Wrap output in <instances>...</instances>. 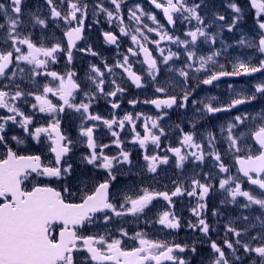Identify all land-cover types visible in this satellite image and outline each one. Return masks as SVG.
Returning a JSON list of instances; mask_svg holds the SVG:
<instances>
[{
    "label": "snow or ice",
    "instance_id": "6c2138e0",
    "mask_svg": "<svg viewBox=\"0 0 264 264\" xmlns=\"http://www.w3.org/2000/svg\"><path fill=\"white\" fill-rule=\"evenodd\" d=\"M48 6V16L42 18L40 15L29 12V21L33 28L39 26L43 32L49 27V21L56 23L63 22L65 31L63 36L67 38V43L58 40L52 43L48 37L41 36L34 38L31 31L24 34L21 30L26 22L22 19L24 15V0H10L9 4L0 3V16L4 22L0 23V32L5 37L4 48H0V109H6L7 114L0 115V146L6 148L3 156H0V264H188V261L177 255L183 253L188 248L167 241H157L148 238L144 231L135 232L131 239L137 241V246L126 248L124 246L125 237L129 236L126 228L116 229L119 236L108 231V225L112 224L116 218L132 217L139 220L143 214L147 216V210L153 202L162 197L169 205L172 204V197H176L185 192L180 186L169 192H158L143 185H132L113 194L114 184L117 182V166L131 165V153L123 148V141L119 138V131L125 125H130L134 133L133 143L141 148H146L149 143L160 146L161 137L165 135V129L161 127L164 113L153 118L144 116L141 113H125L122 117L115 114L111 119H106L99 114H93L91 109L98 97L109 98L112 109H118L120 104L114 99L118 93L124 92V88L112 79L106 83V75H113L116 69L121 70V77H127L137 88L144 86V77L134 70L130 57L143 55L142 63L147 65L146 76L150 78L155 86V93L161 94L151 100H145L155 106L156 109H170L173 106L186 108L189 103L191 92L185 89L182 95L169 94V87L159 83L160 67L156 57L153 56V49L147 44H155L160 52V57L164 64L179 57L180 52H172L160 48L161 41H171L183 46L184 54L188 63L179 69V76L185 81L189 78V70L196 72H208V65L215 64V58L221 55L220 50L212 52L207 56L197 57L195 45L200 38L204 43L216 44L218 33H212L209 29L212 25L220 22L221 30L227 29L232 32L239 19L242 9L236 2L229 3L233 17L231 22L218 12H213L211 24L206 23L207 15H202V10L208 7L205 0L189 3V0H150L155 9L163 13L167 24L175 28L178 20L189 24L184 32V39L169 33V30L157 20L153 13L146 12L140 4L128 9L129 21H135L136 26L131 31L124 25V16L121 13L122 0H110L114 10H109L103 4L96 5L99 12L106 14L109 23L113 20L119 21V33L130 36L135 47H129L127 54H123L122 59H118L115 65H109L107 61L102 64H91L87 78L83 81L75 71L57 72L51 70L50 65L57 62V56L61 53L66 55L67 62L71 64L73 60V49L77 47L76 42L82 39L84 32L85 18L88 14V5L82 0H58L62 5H66V11L59 10L54 0H44ZM250 7L255 9L257 18L258 34L252 42L243 38L239 44H247L250 48H255L264 56V0H250ZM153 22L154 26L144 22V19ZM195 21V25H192ZM99 23V21H97ZM155 32L159 39L150 40L149 34ZM104 37L108 43L117 44L118 36L113 32H105ZM10 42V44L8 43ZM191 49V50H189ZM92 56H98L91 49H79ZM20 62H24L27 68L29 79L36 80L43 78L47 82L36 91H25L21 88L23 77L26 74V67H21ZM224 69V65L219 66ZM264 72V59H259L258 63H252L251 58L237 59L232 64V71L220 70L210 72L207 78L203 79L204 85H212L221 77L228 76H250L254 73ZM20 75V83L16 82L17 74ZM8 83H4V81ZM112 86L111 91H105L106 86ZM231 88L232 86L229 85ZM257 94L264 96V82L254 85V91L249 95L239 93L235 98L219 106H214L212 102L203 103V108H198V112H203L208 117L216 113L231 112L239 105L248 104L257 99ZM77 96L81 99L76 102ZM33 97L31 103L32 114H25L21 110L18 102L28 103L27 98ZM52 97L58 98L56 102ZM215 100V98H211ZM129 104L136 105L138 100H130ZM193 104L197 101L193 100ZM66 110L78 113L81 119L78 139L84 143L89 150L83 156L87 164L96 169H103L105 178L96 183L90 190L84 185V194L80 202H71L70 198L75 195L68 186L62 190L55 187L41 184H33L28 189L24 182L32 173L39 176L69 177L72 173V165L67 164L65 158L75 147L76 141L70 138L61 127V114ZM46 113L51 119L44 125L32 127L36 113ZM143 119V134L136 131L137 120ZM251 124L249 126V122ZM11 124H19L28 137L36 143L48 141V150L54 154V161L44 165L40 155H22L8 146L6 140V128ZM101 122L111 132L114 138L113 143L119 149L116 155H108L105 149L108 144H98L95 131L97 124ZM91 126H88V125ZM179 128V125H177ZM246 127V132H240L239 128ZM196 125L192 130L184 131L179 128L181 138L179 146L167 149L176 160L177 167H183L184 162L190 157L195 161L203 162L205 157H211L219 173L228 174L219 180V188L226 190L232 202H237V197H243L246 203L244 208L252 205L259 206L261 216L256 220L264 225V112L257 116H250L248 113H240L231 118L226 126H221L220 133L227 141L228 152L234 159V166L237 173L242 175H231V168L225 163L222 154L217 150V136L213 131H208L200 142H197ZM18 144L24 143L16 136L11 138ZM206 141V143H205ZM205 147L209 151L205 152ZM186 149H195L188 152ZM168 155L152 154L144 155L147 162V171L156 173L160 165L169 163ZM66 164V166H65ZM130 171V169H129ZM206 179H212L211 174H205ZM247 182L254 190H245L243 183ZM213 185L201 183L200 180H192V190L187 191L188 196H197L201 203L192 208L193 214L197 217V223L189 222L188 227L199 229L204 235L210 231V225L202 215L205 204L202 202L209 194ZM67 193V196L65 195ZM223 202V201H222ZM98 218L102 225H98ZM248 221L249 217H241ZM145 223H153L167 229H179L181 227L180 218L174 211L165 210L156 215L154 220L146 219ZM87 225L103 226L105 234L96 233L84 235L80 231ZM236 237L235 241L225 239L224 246L231 250L235 259L239 261L240 256L236 253L242 249L245 254H255L258 264H264V231L251 236L248 242H244V236L248 229H238L229 225L226 230ZM211 249L216 254L212 264H231L226 255L224 247L215 241L211 242ZM191 251L195 252L193 245Z\"/></svg>",
    "mask_w": 264,
    "mask_h": 264
},
{
    "label": "flooded vegetation",
    "instance_id": "af4514ba",
    "mask_svg": "<svg viewBox=\"0 0 264 264\" xmlns=\"http://www.w3.org/2000/svg\"><path fill=\"white\" fill-rule=\"evenodd\" d=\"M140 2L143 6L149 8L153 12L157 10L154 6L149 4L150 0H140ZM0 3L9 4L10 0H0ZM54 3L62 12L67 10L66 5L60 4L58 0H54ZM82 3L88 5V14L85 18L82 39L76 42L77 47L73 49V60L71 64L67 62L66 55L61 53L57 56V62L50 65L51 70L61 73L68 70L75 71L80 77L81 81L87 78L89 66L91 64L100 65L102 62L107 61L110 66L115 65L118 59H122L123 54H127V49L129 47H135L132 41H128V36H124L119 33V21L113 20V22L109 23L106 14L98 11L96 7L98 4H103L104 7L109 9L111 5L110 0H82ZM127 11L126 4H123L121 7V13L124 16V25L131 26V21L128 19ZM23 12L24 15L22 16V19L26 22V24L21 31L24 32V34H27L28 31H31L34 38H40L43 35L48 37L52 43H55L61 39L65 44L67 43V38L63 36V31H65L63 22H59V26H57L56 23L49 21V27L43 32L39 26L33 28L32 25L28 23L30 19L28 16L29 12H34L40 15L42 18L48 16L49 9L44 0H24ZM97 21H99V23H97ZM3 22V17L0 16V23ZM105 32H113L116 34L118 36L117 44L108 43L104 37ZM8 43L10 44V42ZM6 46L5 37L3 33L0 32V48H4ZM147 46L151 49V44H147ZM88 47H91V49L99 55L92 56L87 52L79 51V49H85ZM130 62L133 64L134 70L143 76V72L146 70V67H144L142 63L141 55L138 57H130ZM20 65L21 67H26V74L23 77V83H20V75L18 73L16 82L20 83L21 88H23L25 91H36L39 87H42V85L47 82L43 78H37L36 80L29 79V76L27 75V68L30 66H25L24 62H20ZM105 79L106 83L112 79H116L117 83L124 88V92L118 93L117 97L115 98H110L114 99L120 104L118 109L111 108L109 98H97L95 101L96 108L102 113L103 118L111 119L113 114L122 117L125 113H141L144 116H151L155 118L161 113V111L166 113L163 120L160 122L161 127L165 129V135L161 137V143L159 147L149 143L146 148H141L138 144L133 143L132 141L134 133L132 132L130 125L126 124L122 131L118 128L115 129L120 133L119 138L121 141H123L124 150L131 153L132 164L124 165L123 167L117 166L118 180L114 184L113 194L118 196L120 191H123L126 188H131L133 184L137 186L143 185L144 187H150L152 190L158 192L166 191L171 193L175 190L176 186H180L185 190L183 194L172 197L171 205H169L167 201L163 200L162 197L157 198L153 202V205L150 206V210H147V216L142 214L139 220H135V225L130 224L129 227V223L125 219L126 217L116 218L112 224L107 226L108 231H111L114 235L119 236V233L116 232V229L120 227L126 228L129 232V236L123 238L124 246L126 248L137 246L138 242L131 239L132 235L137 231H144L148 234V238L159 241L161 232L158 228L162 226L158 224L153 225L152 223L151 225L154 226L152 227L149 224H144L143 220H154L156 215L160 212L171 210L174 211L175 214L180 218L181 227L174 230L162 227V229L166 231L163 235L167 237L166 239H162V241H167L169 244L176 243L186 245L183 238L199 234L201 232L199 229L188 227V223L190 221H192L193 224L197 223V217L192 215V208L196 207L198 203H201L197 196L190 197L186 194L187 191L192 190V180L194 179L200 180L201 183H210L213 185V188L210 190L209 194L202 201L205 204L202 215L210 225V231L207 235H213V229L216 225H221L222 229L227 230L229 227L227 224L234 223L233 221H230V217L233 220H238V211L240 208L232 205L230 196H228V193L225 192L224 189L219 188V182L217 179L212 178L209 180L205 178L206 173L211 174L213 177L212 172L216 168L213 159L206 156L205 160L200 162L195 161L190 157L184 162L183 167H177L175 157L170 152H168L167 149L169 147L179 146V140L181 138V132L179 128H183L184 131H190L192 130L193 124H195L198 140L200 137V129L209 126L210 131H213L216 134L215 124L220 122L223 115H233L239 109L231 112L216 113L212 117H208L204 115L203 112L197 111L198 108H203V103H207V96H209L210 99L212 97H217V95H214L218 94L217 88H214L217 83L212 85L210 88H203V83L200 85L201 88H192L194 87V83H192L193 81L191 80V88H169V94L171 95H182L185 89L190 91L192 94L189 97L188 106L186 108H178L173 106V108L170 109L159 110L156 109L152 104L144 103L145 100H151L155 98V96L161 95L155 93V88H146L145 78L144 86L141 88H137L129 79H127L126 76L121 77V70L119 69H116L113 75H106ZM4 83H8V81L5 80ZM111 90L112 86L108 84V86L105 88V91ZM52 99L54 102H56L58 98L52 97ZM80 99L81 97L77 96L76 102H79ZM133 99L138 100L139 103L136 105L129 104L128 101ZM27 100L28 103H18L21 107V110L24 111L25 114H32L33 110L31 109V103H34L35 101L33 97H28ZM193 100L197 101V103L193 104ZM201 101L203 103H200ZM94 103L91 109L93 114L95 111ZM5 114H7V110L0 109V115ZM50 119L51 117L48 114L37 112L34 116V124L32 127L44 125ZM136 124V131H139L141 134H143V119L137 120ZM80 125L81 119L78 113H73L72 110H66L65 113L61 114L62 129L70 138L76 141L75 147L65 158V160L68 158H71L72 160V179L67 180L64 179L63 176L60 178H49L32 173L24 182L28 189H30L33 184L48 185L55 187L57 190H62L64 186H68L70 187L71 191L75 193V195L70 198L71 202L78 203L80 202L81 196L84 194L83 189L85 184L90 190L96 183L102 181L105 178V172L103 169H96L83 160V156L86 155L89 150L87 149L86 145L81 143L78 139ZM177 125H179V128ZM88 126L91 125L89 124ZM13 136L23 140L24 143L18 144L15 140L11 139ZM95 137L98 144L109 145V148L105 149L106 154L116 155L118 153L119 149L113 143L114 138L111 136V132L107 129V127L103 128V131L96 130ZM6 140L8 142V146L12 147L13 150L17 151L19 154L40 155L42 164L54 166V164H50V162L54 161V154L48 150V141H43L39 144L36 143V141H34L31 137L27 136L19 124L13 125L11 122H9V125L6 128ZM186 151L191 152L195 151V149H186ZM5 152L6 148L0 146V156H3ZM205 152H207L206 149ZM157 153L160 155H168L170 158L169 163L166 165H160L156 173H150L147 171V162L144 160V155H152ZM223 159L225 163L231 168V174L238 175L237 169L234 166V159L232 155H230L227 159ZM243 188L245 190H254L253 188H250L246 181L243 183ZM65 195L67 196V193H65ZM237 199L245 200L243 197H237ZM221 201H225L227 203L226 206L222 205ZM97 223L98 225H102V221H100L99 218ZM222 223H225L226 225ZM235 223L236 225H239L237 222ZM80 231L84 235H93L96 233L105 234L104 227L97 225H87L86 228H82ZM177 237H179V239L174 242L172 241V243L170 242L172 239H176ZM188 252L189 246L184 254H187ZM176 254L181 257L185 256L181 255L179 252ZM187 261L188 264H190L188 259Z\"/></svg>",
    "mask_w": 264,
    "mask_h": 264
},
{
    "label": "rangeland",
    "instance_id": "374dc122",
    "mask_svg": "<svg viewBox=\"0 0 264 264\" xmlns=\"http://www.w3.org/2000/svg\"><path fill=\"white\" fill-rule=\"evenodd\" d=\"M193 0H189V3H192ZM195 2H199V0H195ZM233 2L232 0H205V3L208 4V7L202 10V15H207L208 19H206V23L211 24V17L213 12H218L219 14H222L226 17V20L228 22H231V19L233 17L232 9L228 7L229 3ZM111 4V3H110ZM123 4H126L127 10L129 8H133L136 4H140L146 12L153 13L157 16V20L164 24V26L169 30V33L174 36H179L181 39H184V32L188 29L189 24L185 21L178 20L176 23V27L174 30L170 29L168 25L163 21V19L160 17V15L157 12H153L149 8L143 6L140 2V0H122V6ZM243 4V3H242ZM110 10H114V6L110 5ZM242 9L241 18L239 19L235 29L232 32H228L225 28L224 30H221L220 28V22H217L216 24L212 25V27L209 29L212 33H218L216 44L213 46L208 43L203 42V38H200L198 40L197 44L194 46L195 51L197 54V57L199 56H207L210 55L212 52L220 50L221 55L217 56L215 58L216 63L212 64L210 63L208 65V72L201 71L196 72L195 69L189 70V78L187 81L184 80L183 77L179 76V69L182 67H185L188 63L186 55L183 51L182 45H177L171 41H161L159 47L165 49V55L167 54V50H171L172 52H180L179 57H174L173 60L169 61L167 64H164L162 62V59L160 57V52L157 49V46L155 44H151L152 49L154 50L156 56L158 57L160 61V74H159V83L163 84L169 88H175V89H184V88H191L190 81L193 80L194 87L192 88H201V84L203 79L207 78V75L210 74V72H217L220 70H226L227 68L232 69V64L239 58V59H248L251 58L252 63H258L259 59H264V56H262L258 51H256L255 48H250L247 46V44H239L238 41H240L242 38L246 41L252 42L254 38H257L258 34V26H257V18L255 11L253 14L250 15V22L245 23L246 15L244 12L245 10ZM128 14V11H127ZM144 22L149 24L150 26H154L153 22L150 20L144 19ZM192 25H195V21H192ZM136 26L135 21H131V26L126 25V27L131 31ZM150 40H157L159 39V36L153 32L149 34ZM128 41H131L130 36H128ZM191 50V49H189ZM224 65V69H221L219 66ZM143 76L145 78V86L146 88H155V86L151 83V80L149 77L146 76V70L143 72ZM264 82V72L261 73V75L254 77L250 80H241V81H224L219 84H217L214 88H218V91L220 93L214 94L217 95L215 100H212L207 96V103L212 102L214 106H219V104H224L229 102L231 99L235 98L237 94L239 93H245V94H251L254 91V85L257 83ZM229 85L232 87L230 88ZM206 88V87H203ZM221 88H225L221 91ZM96 102L94 103L95 111L94 114H99L102 116V113L99 112L96 108ZM264 112V96H261L260 94H257V99L253 101V103L245 107L243 109L238 110L233 115H223L220 122L215 124L216 128V146L219 150V152L222 154V157L227 159L231 155V153L228 152V145L227 141L224 139L225 134L220 133L221 126H226V123L231 120V118L237 114L240 113H248L250 116H257V114ZM97 124V131H103V128L106 126L103 125L101 122H94ZM251 124V121L249 122V126ZM210 131V127L207 126L206 128L200 129V137L198 138L197 142H200L201 138L203 136H206V133ZM240 132H246V127L239 128ZM206 143V141H205ZM207 151L209 149L205 147ZM67 164L72 165L71 158H68L66 160ZM66 166V165H65ZM231 174V173H230ZM213 179H217L218 182L221 178H224L228 174L219 173L218 168H215L212 172ZM233 175V174H231ZM64 179L70 180L72 179V173L69 177L63 176ZM226 192V190H224ZM246 203V200H239L237 199V202H232V205L240 208L238 211V220H233L230 217V221H233L232 224H227L228 226L231 225L233 227H236L238 229H248V233L244 236V242H248L250 240L251 236H255L262 231H264V225H261L258 220H256V217L261 216V210L259 209V206L252 205L251 207L244 208L242 205ZM221 204L226 206L225 201H221ZM192 215H194L192 213ZM247 216L249 217L248 221H244L241 219V217ZM126 221L129 223L128 226L135 225L136 221L132 217H126ZM145 220H143V223H145ZM192 224L193 222L190 221ZM237 222L239 225H236ZM151 225L152 223H148ZM189 224V223H188ZM225 224V223H222ZM154 225V224H153ZM151 225L152 227H154ZM226 225V224H225ZM128 227V228H129ZM161 232L159 241H162V239H166L167 237L164 236L166 231L162 229V227L158 228ZM215 229H213L214 231ZM228 232H224V234H227ZM231 234V233H229ZM179 239L177 237L176 239H172V241H176ZM181 239V238H180ZM227 239L225 237H213L211 235H198V236H187L183 238L185 244L189 246V255L188 256H182L186 260L190 259V264H212V261L215 259L216 254L211 249V242L216 241L218 244H220L222 247H224L226 255L228 256L229 260L231 261V264H258L257 258L255 257V254H245L242 249H240L236 255L240 256L241 259L237 261L235 259V256H233L231 250H228L226 246H224L223 241ZM236 237L231 234V238L229 240L235 241ZM195 246L196 251L192 252L191 247ZM198 247L202 249H198Z\"/></svg>",
    "mask_w": 264,
    "mask_h": 264
},
{
    "label": "trees",
    "instance_id": "16d2710c",
    "mask_svg": "<svg viewBox=\"0 0 264 264\" xmlns=\"http://www.w3.org/2000/svg\"><path fill=\"white\" fill-rule=\"evenodd\" d=\"M241 4L242 5L239 4L240 7L244 8V9H249V5H248V1L247 0H241Z\"/></svg>",
    "mask_w": 264,
    "mask_h": 264
},
{
    "label": "water",
    "instance_id": "95a60500",
    "mask_svg": "<svg viewBox=\"0 0 264 264\" xmlns=\"http://www.w3.org/2000/svg\"><path fill=\"white\" fill-rule=\"evenodd\" d=\"M228 77H233V76H228ZM221 78H224V77H221ZM240 106V105H239Z\"/></svg>",
    "mask_w": 264,
    "mask_h": 264
}]
</instances>
